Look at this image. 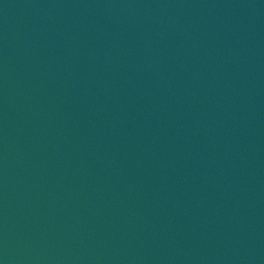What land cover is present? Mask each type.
I'll list each match as a JSON object with an SVG mask.
<instances>
[{
	"label": "water",
	"instance_id": "obj_1",
	"mask_svg": "<svg viewBox=\"0 0 264 264\" xmlns=\"http://www.w3.org/2000/svg\"><path fill=\"white\" fill-rule=\"evenodd\" d=\"M0 264H264V0H0Z\"/></svg>",
	"mask_w": 264,
	"mask_h": 264
}]
</instances>
